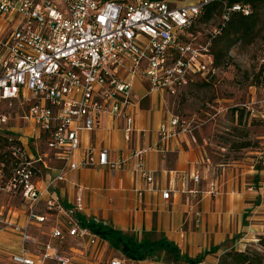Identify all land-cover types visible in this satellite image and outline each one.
I'll list each match as a JSON object with an SVG mask.
<instances>
[{
  "label": "built area",
  "instance_id": "obj_1",
  "mask_svg": "<svg viewBox=\"0 0 264 264\" xmlns=\"http://www.w3.org/2000/svg\"><path fill=\"white\" fill-rule=\"evenodd\" d=\"M61 2L0 0V137L6 145L0 162V192L20 199L27 210L26 223L19 224L9 215L14 212L10 202L0 207V233L14 230L22 236L20 252L12 257L15 264H73L72 253L63 250L69 239L87 241L95 248L104 244L75 219L76 213L85 210L84 188L76 183L75 173L106 167L115 174L131 166L149 185L155 184L142 158L147 151L130 146L139 132L135 82H147L149 93L175 96L195 79L208 83L218 79L226 67L216 63L213 39L233 12L245 16L253 12L243 0ZM214 2L224 4L221 22L202 42L199 26L207 24L198 22L204 8ZM17 103L29 109L15 117L19 121L15 130L7 111ZM110 116L121 122L129 147L115 159L107 149L89 150L78 157L82 134L98 130ZM171 117L159 132L163 154L181 135L197 141V115ZM51 159L60 164L54 174L47 162ZM45 178L48 183L42 187ZM200 178L196 172L192 179L199 183ZM60 183L78 189L75 206L68 208L58 197ZM211 187L216 192V184ZM170 195L163 193L167 200ZM51 219L55 225L50 240L43 243L30 228ZM107 264H126V260L115 257Z\"/></svg>",
  "mask_w": 264,
  "mask_h": 264
},
{
  "label": "crops",
  "instance_id": "obj_2",
  "mask_svg": "<svg viewBox=\"0 0 264 264\" xmlns=\"http://www.w3.org/2000/svg\"><path fill=\"white\" fill-rule=\"evenodd\" d=\"M259 93L263 94L264 90ZM170 96L167 92L149 93L147 82H135L134 98L139 101L136 128L139 132L133 136L130 146L147 151L142 158L145 167L156 178L155 184L149 185L147 180L135 174L131 166L115 174L106 167L80 170L75 173L76 183L84 188L82 195L85 210L80 213L88 219L133 234L140 241L152 240L154 236L156 240L166 239L177 246L182 257L203 256V262L200 264H211L214 256L228 251V247L223 246L227 240L235 241L234 245L243 241L245 249L252 242L257 230L262 229L264 176L255 166L256 171L252 177L255 188L249 184V188L245 189L246 181L243 178V188L240 191L225 193V184L223 185L221 177H216L215 166L209 157V139L204 129L202 130L201 120L194 133L196 142H193L189 135H181L172 140L167 153H161L160 128L173 115L164 110ZM121 125V122L110 116L105 118L98 130L84 132L78 157H82L89 150L99 152L107 149L111 159H115L121 151L129 147L124 140ZM47 162L53 168L52 174L60 167L53 159ZM196 172H199L201 177L199 183L192 179ZM229 174L233 176V171ZM47 183L48 178H45L41 186L45 187ZM212 184H216V192L211 191ZM78 192L71 183H60L56 189L58 197L68 208L75 206ZM164 192H170L168 200L163 197ZM26 214L27 210L15 208L14 212L9 213L20 224ZM47 224H50L52 230L55 219H51ZM43 225L38 228L41 229ZM50 233L47 241L50 240ZM12 237L13 244L8 247L13 248V253H19L20 240L18 237ZM30 249L35 251L37 248ZM63 250L72 253L73 264H107L117 256L125 259L128 264H187L184 258L175 260L165 249L147 260L132 261L106 241L101 247L95 248L87 241L69 239Z\"/></svg>",
  "mask_w": 264,
  "mask_h": 264
},
{
  "label": "rangeland",
  "instance_id": "obj_3",
  "mask_svg": "<svg viewBox=\"0 0 264 264\" xmlns=\"http://www.w3.org/2000/svg\"><path fill=\"white\" fill-rule=\"evenodd\" d=\"M56 1L62 4L61 0ZM182 2H186V0H181ZM256 5L257 9L255 10L253 7V11L258 12L260 24L255 43L248 46L239 43L232 47L221 61L226 68L218 79L212 80L210 83L202 79H195L189 87L175 96L171 95L164 108L166 112L175 116L197 115L202 121V130L204 129L203 131L209 139L207 144L210 146L209 157L215 166L216 177L217 175L221 177L223 185L225 184L223 186L225 193L240 191L243 188L241 184L243 178L246 181L245 189L249 188V184L250 187L255 188L252 180L254 171H256L255 166L264 176V93H259L264 90V1H260ZM223 7L224 4H221L222 9H224ZM222 9L221 11H223ZM220 22L221 16L216 14L207 25H198L203 31L200 37L202 42L209 36L212 29L219 26ZM3 108L6 109L5 106ZM28 109L27 105L21 107L17 103L8 110L7 112L13 116L10 125L19 128V121L15 117L23 115ZM19 126L22 127L23 132L29 134L23 124ZM5 146L4 137L1 136L0 162L4 158ZM232 171L233 176L229 174ZM84 181L86 182V180ZM8 202L15 209L26 210L20 199L9 198L0 192V207ZM26 218L27 216L22 224L26 223ZM11 219L13 222L19 223L16 219ZM257 226L260 228L259 224ZM30 230L31 234L43 243L47 242L51 231L50 224L47 223L41 229L32 225ZM12 236L19 238L18 246L20 245L21 248L22 236L20 234L14 230L0 233V264H13L12 257L17 253H13V248L8 247L13 244ZM153 238L152 240L156 241V236ZM234 244L235 241L227 240L223 246L228 247V251L220 256H214L215 259L211 264H234L232 258H226L229 252L251 250L252 254L259 253L263 256L264 224L262 229L257 230L252 242L245 249L243 241ZM225 259H227L226 263H224Z\"/></svg>",
  "mask_w": 264,
  "mask_h": 264
},
{
  "label": "trees",
  "instance_id": "obj_4",
  "mask_svg": "<svg viewBox=\"0 0 264 264\" xmlns=\"http://www.w3.org/2000/svg\"><path fill=\"white\" fill-rule=\"evenodd\" d=\"M264 0H243L244 4L257 9V3ZM222 2H214L207 5L199 19V24H208L214 15H222L224 9L221 8ZM224 8V7H223ZM221 9L223 11H221ZM221 11V12H220ZM260 24V17L258 12H251L250 15L245 16L241 12H233L230 20L223 26H220V33L213 39L212 54L215 57L218 66L222 65L221 61L227 55L229 50L240 44L245 46L255 43L258 27ZM264 71V67H263ZM5 141V138H4ZM76 221L86 229H89L101 239L109 243V245L120 251L127 259L132 261H144L156 254L158 251L167 250L177 261L182 260L179 249L174 243L160 238L159 240H138L133 234L124 233L111 226L105 225L102 222L88 219L81 213H76ZM261 243L263 241L261 240ZM264 246V244H263ZM226 258H232L234 264H264V255L252 254L251 250L244 252H229ZM187 264H200L203 262V256L199 258H184ZM225 259L224 263H226Z\"/></svg>",
  "mask_w": 264,
  "mask_h": 264
}]
</instances>
